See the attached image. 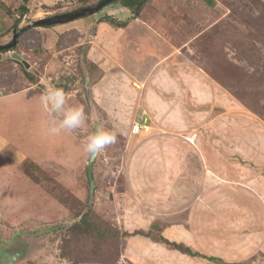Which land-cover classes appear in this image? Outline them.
Masks as SVG:
<instances>
[{"label": "rangeland", "instance_id": "rangeland-1", "mask_svg": "<svg viewBox=\"0 0 264 264\" xmlns=\"http://www.w3.org/2000/svg\"><path fill=\"white\" fill-rule=\"evenodd\" d=\"M97 1L61 0L20 17L15 0H0V44L11 41L14 27ZM104 15L135 19L112 2L70 22L30 27L2 52L0 264H264V0H148L140 11L138 18L161 51L156 61L186 84L188 109L195 108L189 90L201 88L218 117L215 129L201 125L207 117L188 118L182 132L195 133V144L210 142V134L218 139L223 158L214 172L218 181L208 178L198 190L200 167L192 162L182 167L181 177L194 169L189 174L194 181L174 185L172 196L161 182H152L150 162L134 160L147 152L135 151L124 135L132 119L113 120L98 106L105 91L133 102L141 97L133 88L147 90L154 73L163 79L162 72L149 70V59L144 70L128 71L124 78L125 72L105 70L87 57L91 44L101 58L121 49L116 42L122 30L116 39L109 27L97 34ZM124 79L133 88L116 85ZM49 84L65 91L68 105L83 106L84 128L51 134V117L41 101ZM10 95L16 99H5ZM97 125L122 134L94 158L90 183L84 144ZM134 177L143 179L132 187ZM161 238L201 256L180 252Z\"/></svg>", "mask_w": 264, "mask_h": 264}, {"label": "crops", "instance_id": "crops-1", "mask_svg": "<svg viewBox=\"0 0 264 264\" xmlns=\"http://www.w3.org/2000/svg\"><path fill=\"white\" fill-rule=\"evenodd\" d=\"M58 1L61 0H15L16 5L25 7L29 11L33 8L37 10L42 9L43 6L51 7ZM96 25L98 35L107 27L115 33L111 39L117 38V30H122L124 35L116 42V48L120 47L121 49H114L117 52L114 53V56L109 55L110 52L106 49H100L101 52L103 51L109 55V58H101L98 57L99 55L96 56L93 51L95 48L91 44L90 49L87 51V57L91 61L96 62L98 66L103 67L105 70L111 66L117 71L125 72L120 73V75L127 78L128 75L126 72L144 70V62L149 59L151 60V69L149 70L155 71L157 69V72L160 71L163 73V79H157L158 74H153L155 79H152L153 82L150 80L147 83V90L140 91L133 88L128 82L130 79L121 80L124 81L123 84H116L120 85V87H131L135 91L137 90L141 94V97L137 101L131 102L119 94L113 95L108 90L104 92L106 97L100 99L98 102V106L104 112L105 116L113 120L118 118L132 119L131 122L133 124L135 122L142 123V121L147 122L149 120V125L146 124L148 129L150 128L149 132L140 131L139 134H133L130 128L124 132L128 142H132V145L135 146V151L147 152L145 156L140 155V153L137 154V156H134V160H137L138 163L141 161L145 163L150 162L154 168L152 182H161L163 191L170 193V196H172L175 190L174 185L179 184V182H184L187 179H190V181L193 180V178H190V175H193L194 169H190L188 175L187 171L184 172L185 180L182 181L181 177L183 173V171L181 172L182 167H190L192 162H195L200 167V171L195 169V175H197L195 183L198 184V190L202 191L203 183H208V178L211 179V184L213 179L218 181V176L214 172L218 171L223 159L219 151L220 144L218 139L210 134V139H212L210 142L203 143L202 139L200 141L198 139L199 144H195L194 142L188 141V138L195 133H191L190 136L182 134L187 127L188 118L191 119L192 117L195 120L205 119L207 117V121L201 123V125L204 124L206 127L212 126L213 129L217 128L219 124L217 115L213 114L214 102H209L210 98L207 100L208 96L202 95L200 92L202 90L201 88L191 89L189 90V100L195 108L193 111L188 109L186 91L185 89L183 90L186 84L180 82V80H176L173 77V71L169 70L168 73L165 68L166 64L156 61L157 53L161 51H157L154 46L155 36L148 29V25L142 23L138 17L131 19L124 29L119 27L117 29L112 28L108 23L101 21L97 22ZM99 54L101 55L100 52ZM168 55L169 53L166 56ZM140 83H143V81H140ZM199 87H202L201 83ZM20 93L23 92L20 91ZM9 97L12 96L10 95L5 99ZM10 99H16V96L13 95ZM25 102H29L28 99ZM136 119L138 120L136 121ZM193 145L195 146L193 147ZM203 166L205 167V173ZM142 179L141 177L139 179L134 177L133 183L129 182L128 184H132L131 186L133 187L134 183H139Z\"/></svg>", "mask_w": 264, "mask_h": 264}, {"label": "clouds", "instance_id": "clouds-1", "mask_svg": "<svg viewBox=\"0 0 264 264\" xmlns=\"http://www.w3.org/2000/svg\"><path fill=\"white\" fill-rule=\"evenodd\" d=\"M41 101L51 117V134L59 135L63 131L71 132L86 126L87 117L83 106L68 105L66 93L62 88L49 84L41 96ZM118 134H122L121 129L110 130L97 125L95 131L87 135L84 151L95 158L117 142Z\"/></svg>", "mask_w": 264, "mask_h": 264}, {"label": "water", "instance_id": "water-1", "mask_svg": "<svg viewBox=\"0 0 264 264\" xmlns=\"http://www.w3.org/2000/svg\"><path fill=\"white\" fill-rule=\"evenodd\" d=\"M112 1L114 0H98L95 4H92V5H89V6H86V7L71 11V12L56 14V15L48 16L42 19H38L20 28L14 27V29L12 30L11 41L6 44H0V59H1L2 51L13 48L17 44V39L20 36V34H22V32H24L28 28L33 27V26H54L57 24L70 22V21H73V20L88 16V15H91L95 12H98L100 9L110 4ZM12 58L17 63L23 64L25 67H28V63L25 60H23L17 53H12ZM95 127H94V130H95ZM93 160L94 158L89 156L87 160V166H86L87 176H88L90 183L92 181L91 180V164Z\"/></svg>", "mask_w": 264, "mask_h": 264}, {"label": "trees", "instance_id": "trees-1", "mask_svg": "<svg viewBox=\"0 0 264 264\" xmlns=\"http://www.w3.org/2000/svg\"><path fill=\"white\" fill-rule=\"evenodd\" d=\"M147 1L148 0H114L112 2H119L122 6L126 7L131 12V18H136L139 16L143 5ZM18 8L20 11V15H19L20 17L23 16L28 11V9L25 7L19 6ZM99 19H100L99 21H101V22H108L112 25H115L116 27H121V28L126 27V25L129 22V19L123 20V21H118L110 15H104L103 17H101ZM18 21L19 20H16L14 22V24L16 25L18 23ZM11 49H9V50H11ZM6 51H8V50H3L2 52H6ZM161 239L164 243L173 246L176 250L183 252V253H186L189 256H201V255L197 254L196 252H193L192 250H190L188 247L181 246L179 244H176L175 242H169L165 238H161ZM203 257L206 258L207 260H212V261H215V260L219 261L220 260V259L213 257V256H209V257L203 256ZM232 264H236V263H232Z\"/></svg>", "mask_w": 264, "mask_h": 264}, {"label": "built area", "instance_id": "built-area-1", "mask_svg": "<svg viewBox=\"0 0 264 264\" xmlns=\"http://www.w3.org/2000/svg\"><path fill=\"white\" fill-rule=\"evenodd\" d=\"M140 131H148V126L144 123H138V122H135L132 127H131V132L133 134H139ZM194 138H195V134L191 135L189 138H188V141L189 142H192L194 141Z\"/></svg>", "mask_w": 264, "mask_h": 264}, {"label": "flooded vegetation", "instance_id": "flooded-vegetation-1", "mask_svg": "<svg viewBox=\"0 0 264 264\" xmlns=\"http://www.w3.org/2000/svg\"><path fill=\"white\" fill-rule=\"evenodd\" d=\"M13 252H17V251H13ZM3 253V249H2V251L0 252V254H2ZM0 256H2V255H0ZM6 258H10V255H6L5 257H4V260H6ZM3 264V263H2Z\"/></svg>", "mask_w": 264, "mask_h": 264}]
</instances>
